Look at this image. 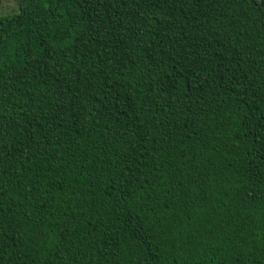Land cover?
<instances>
[{
	"label": "trees",
	"instance_id": "16d2710c",
	"mask_svg": "<svg viewBox=\"0 0 264 264\" xmlns=\"http://www.w3.org/2000/svg\"><path fill=\"white\" fill-rule=\"evenodd\" d=\"M0 264H264V0L0 16Z\"/></svg>",
	"mask_w": 264,
	"mask_h": 264
},
{
	"label": "rangeland",
	"instance_id": "374dc122",
	"mask_svg": "<svg viewBox=\"0 0 264 264\" xmlns=\"http://www.w3.org/2000/svg\"><path fill=\"white\" fill-rule=\"evenodd\" d=\"M19 9V0H4L0 5V16L10 14Z\"/></svg>",
	"mask_w": 264,
	"mask_h": 264
},
{
	"label": "water",
	"instance_id": "95a60500",
	"mask_svg": "<svg viewBox=\"0 0 264 264\" xmlns=\"http://www.w3.org/2000/svg\"><path fill=\"white\" fill-rule=\"evenodd\" d=\"M1 3H2V0H0V5H1Z\"/></svg>",
	"mask_w": 264,
	"mask_h": 264
},
{
	"label": "flooded vegetation",
	"instance_id": "af4514ba",
	"mask_svg": "<svg viewBox=\"0 0 264 264\" xmlns=\"http://www.w3.org/2000/svg\"><path fill=\"white\" fill-rule=\"evenodd\" d=\"M4 0H2V2H3Z\"/></svg>",
	"mask_w": 264,
	"mask_h": 264
}]
</instances>
